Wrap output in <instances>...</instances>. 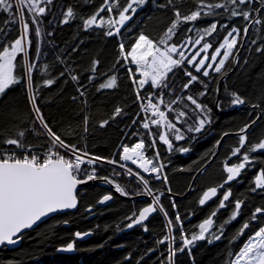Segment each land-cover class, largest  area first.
Returning <instances> with one entry per match:
<instances>
[{
    "label": "trees",
    "instance_id": "16d2710c",
    "mask_svg": "<svg viewBox=\"0 0 264 264\" xmlns=\"http://www.w3.org/2000/svg\"><path fill=\"white\" fill-rule=\"evenodd\" d=\"M103 2L104 0H52L47 5L46 15L40 18L42 22L39 25L31 24L30 18L25 15L26 22L30 23L29 39L32 43L26 45L25 52L17 54V61L14 63H18L14 74L24 77V70L29 65L35 64L36 67L32 69L31 83L22 78L16 86L0 96V141L17 138V133L24 130L26 135L23 141L32 146L33 152L46 150L50 146V138L36 119L29 101L35 95L36 106L40 108L45 122L66 143L75 144L91 155L118 161L115 165H119L122 163L120 155L123 145L130 147L141 139L146 144L151 142L149 130L142 127L141 121H145L148 116L142 111L141 105L149 93L155 92L157 101L162 94L165 104L161 106L166 115L182 129L186 137L185 140L175 141L174 134L169 133V138L173 140L176 149L183 147L189 151H169L167 145L157 137L155 148H149L146 156L154 158V163L164 165L160 179H156L155 173L141 172L133 164L127 166L140 172L148 180L147 187L152 190L154 197L159 196L160 205L167 216L158 210L142 225L128 228L130 221L126 217L138 214L141 208L151 202L147 198V190L123 169L113 164L101 163L95 165L98 176L108 177L112 183L94 180L90 186L77 192L76 210L56 213L25 231L20 246L16 248L0 247V264H169V244L179 248L182 240L179 230L174 228L169 232L168 220L172 219L175 223L178 213L190 238L191 234L198 233L199 224L218 207L219 199L230 189L231 201L244 202L237 220L226 227L220 240L212 243H208L207 239L197 241L190 251L186 249L182 253L177 252L172 261V264H229L232 259L230 253L238 251L248 236L264 224L263 215L252 222L239 240L230 243L242 224L250 219L255 208H264V190L252 191L258 171L264 169V150L251 153L250 165L242 170L236 180L229 182L224 189H218L217 197L204 206L199 205L198 201L207 188L217 187L226 179L227 173L223 171L225 162L232 165L242 159V156L237 158L231 155L232 150L239 146L240 128L256 120L247 133L248 145L264 138V54L255 51L257 46L264 45V25H255L250 29L251 35L240 53L237 55L236 52L229 57L221 73L211 72L209 77H203L187 66L193 74L200 75L203 83H195L190 90L182 91V85L187 82L188 77L184 75V67H180L174 69L173 73H168L166 82L171 91L145 85L140 90L144 99L137 100V86L132 82L129 69L137 80L141 77L136 71L137 66L131 63V58L125 61L121 56L120 44H124L125 52L130 51L141 33L158 42L174 19L173 6L161 8L159 5L166 4L167 0H148L144 6L137 8L135 14L128 13L132 15V19L120 26L119 34L109 37L106 32L115 31L113 28L109 29L107 24L102 27L93 26L88 30L83 28L82 18L96 12ZM209 2L214 3L216 0ZM123 3L124 0H121V4ZM174 6L179 7L182 14H188L196 9L197 4L196 0H174ZM257 6L264 9V4ZM68 7L73 8L75 17L65 24L62 21ZM216 11L223 12V15L208 16L194 24L180 25L177 34L168 43L179 45L189 37L194 41L200 37V30L219 21L217 33L212 37H205L214 48L226 35L227 29L222 25L243 27L244 22L239 18H230L227 10ZM101 15L107 19L110 14L105 12ZM111 15L113 19L118 17ZM9 20V14L0 11V28L7 32V35L0 34V45L3 46H8L22 31L19 23H5ZM36 27L41 31L39 37L35 34ZM188 28L193 31H187ZM256 29L262 31L257 32ZM249 39H257V45H250L247 42ZM159 46L162 48L164 45ZM94 61H99L95 65L96 71H92ZM61 72L64 73L63 76L60 75ZM72 76H77L78 79L73 81ZM112 76L116 77L117 86L99 89L100 84L107 82ZM48 79L55 82L46 85L45 81ZM205 84L207 94L200 96L199 93L205 91ZM81 92L84 94L81 95ZM230 93L238 94L245 103L240 108H234L236 105L231 104ZM187 95L194 96L198 102L212 110V122L201 133L195 134V139H189L193 134L186 131L187 124L193 123L194 115L190 112L192 119L183 118L187 120V124L175 119L185 103L190 108L194 106L186 99L172 103L177 97ZM218 103L221 105L219 109ZM169 104L173 109L170 115L166 107ZM117 107L122 109V113L113 118ZM85 116L88 117L86 132ZM105 120L109 123L101 127ZM150 128L152 131L168 132L163 126L157 130L150 124ZM225 132L229 135L224 136L217 147L216 141ZM0 147L14 149L15 146L0 144ZM60 151L62 154L65 152L64 149ZM245 151L246 148L241 149V153ZM156 152H159L158 161L155 159ZM164 176L167 177L166 182ZM116 185H120L128 193L125 196L133 198L128 199L122 194L114 193ZM105 194H111L113 199L108 205L97 206V201ZM173 202L176 204L175 208L172 207ZM90 206L91 212L87 211ZM233 209L234 203H228V207L221 209L214 217L216 223H222ZM212 231L216 229L213 228ZM76 232H90L91 236L75 241L74 254L57 252L59 246L75 240ZM166 235L174 236L175 240L159 244L158 241Z\"/></svg>",
    "mask_w": 264,
    "mask_h": 264
},
{
    "label": "snow or ice",
    "instance_id": "6c2138e0",
    "mask_svg": "<svg viewBox=\"0 0 264 264\" xmlns=\"http://www.w3.org/2000/svg\"><path fill=\"white\" fill-rule=\"evenodd\" d=\"M148 0H124L121 4V0H104L103 4L87 18L83 19V28L85 30L91 29L93 26L102 27L104 24L108 25L111 29L114 25L124 26L127 21L132 19L131 12L135 14L138 7L144 6ZM52 0H0V11L8 13L10 16L9 21L5 23H19L22 26L20 35L10 42L8 46L0 45V96H3L6 91L16 86L22 78H26L29 83L32 81V69L36 67L35 64L29 65L24 70V77H20L18 74H14L17 67V54L25 52L26 45H30L32 41L29 39L30 23L26 22L25 15L30 18L31 24L39 25L41 17L46 15L47 5H50ZM197 7L195 10L188 14H182L179 7L174 6V0H167L166 4H160L159 7L167 8L173 6L174 19L171 21L170 26L164 33V37L158 42H154L144 33H141L131 46V50L125 52V46L120 44V54L125 61L131 58V63L137 66L136 71L140 75V79L135 78V74H132V82L136 85V99H144L140 90L149 85L153 89H172L166 82L168 80V73H173L174 69L184 67V75L188 77L186 83L182 85V91L190 90V87L195 83H203L200 75L193 74V71L188 70L187 66H190L195 70V73L201 74L203 77H209L210 72L208 69H213L216 73H221V70L225 68L226 61L229 57L234 56L238 52L239 47H242L247 38L250 37V29L255 25H264V9L257 6L264 4V0H216V2H209V0H196ZM135 5V6H134ZM207 9V11H205ZM216 10H227L230 18H239L244 24L243 27L222 25L227 29L226 35L223 37L222 42L214 48L211 55H208L210 49H213V44L205 37H212L214 33L218 31L219 21L211 23L208 27L200 30L201 34L199 39L195 41L189 37L184 43L168 44V41L177 34V30L182 24H194L200 19L208 16H220L223 12ZM110 14L107 19L102 13ZM117 15V19H113L112 15ZM65 19L62 23H68L69 20L75 17V13L72 7H68L64 12ZM187 31H193L192 28H188ZM257 32L262 29H256ZM121 28L117 27L115 33L111 30L106 32V35L111 37L115 34H119ZM0 34L7 35L5 29L0 28ZM35 34L37 37L41 35L39 27L35 28ZM264 38V37H262ZM201 41H204L201 45ZM250 45H257V39H249L247 41ZM201 45V47L187 56L183 50L187 44ZM159 45H165L162 50ZM255 51L264 54V45L257 46ZM204 54L201 56V54ZM39 48L37 47V55H39ZM175 54L177 58H174ZM197 57H201L197 59ZM219 57V59H218ZM211 61V62H209ZM99 61L93 62L92 71H96L95 65ZM64 75L63 72L60 73ZM71 79L76 81L77 76H72ZM55 81L48 79L45 81L46 85H52ZM116 77H110L107 82L101 83L99 89L115 88ZM98 89V90H99ZM205 91L199 93L200 96L207 94V85H204ZM219 91V89H217ZM84 93L81 92V95ZM156 93H149L147 97V104H142V111L151 110L152 117H158V119L149 118L142 123V127L148 131V135L152 137L151 142L147 143L141 139L131 147L127 145L122 146V153L120 155V161H130L133 165H137L143 172L155 173L156 179H160L162 173L163 164L154 163V158L146 156V152L149 148H155L157 144V137L160 142L167 145L169 151L188 152V148L176 149L173 140L169 138V133L174 134L175 141L185 140V134L181 128L176 126L166 115V112L161 110L160 105H164L165 101L161 94L158 102L154 103L153 98L156 97ZM232 96V105H242L245 100L242 99L236 93H230ZM181 99H186L190 102L194 108H190L189 104L185 103L182 110H179L175 119L177 121H183L187 124V120L183 118L190 116V112L194 115L192 124H187L186 131L193 135L189 139H195V134L201 133L206 125L212 122L211 109L207 105H203L192 96L177 97L172 103L175 104ZM30 103L33 106L36 119L39 120L45 134L50 138V146L44 152L43 159L38 153L32 151V146L26 145L23 138L26 135V131L22 130L17 133V138H7L0 141V144L15 146L14 149H8L6 147H0V246L3 245H15L22 239V233L24 230L31 229L42 218L47 217L49 214L56 213L63 210H70L77 208V186L86 184L89 181L97 179L104 180L106 183L111 184L112 181L108 177H101L97 174V168L95 165L101 163L116 164L118 161L108 159L106 157L91 155L86 151L78 148L75 144L66 143L56 132L52 130L48 123L45 122L41 110L36 106V96L33 95L29 98ZM168 114L173 112L171 105H166ZM221 105L218 103L217 108ZM122 109L120 107L115 108L113 118L121 115ZM259 119V117H257ZM150 120V123H149ZM88 123V117L84 118V131L86 132ZM109 123L105 120L101 123V127H104ZM135 124L136 121L134 120ZM256 123V120H252L250 123L245 124L239 129L238 147L234 148L231 155L237 158H241L239 163L229 166L225 162L223 171L227 173L226 179L217 187H210L205 191L202 197L199 199V205L204 206L206 202L212 198L218 196V189H224L225 185L229 182L236 180L241 175L242 170L249 166L250 154L260 150H264V138L259 142L248 145L247 133L249 129ZM150 124L154 125L156 129H160L164 126L168 129V132L152 131ZM33 131V129H28ZM36 134V133H34ZM229 135L225 132L220 140L216 141V146H220L221 140L224 136ZM246 151L241 153V149ZM16 149L21 150L22 155L17 154ZM60 149H64L62 154ZM159 152H156L155 159L158 161ZM231 159V157H229ZM89 166H93L89 168ZM121 168H126L125 164H120ZM126 174L130 177L138 178L140 182L145 186L147 194L152 195V190L147 187L148 180L140 174V172H133V169L128 167ZM164 181H167V177L164 176ZM257 189L264 190V169L255 177V187L252 191ZM116 192L122 195H128L120 185H116ZM169 191H171L169 189ZM232 192L229 189L224 192L219 204L210 215L199 224L198 233L190 235L186 234L183 221L180 215L177 213L175 216V223L172 219L168 220L167 227L169 232L175 228L181 233L182 246L174 248L171 244L168 247V261L172 264L173 258L177 252H184L186 249L190 251L197 241L208 240V243L218 241L224 235V231L233 221L237 220L240 215L243 201L230 200ZM113 199L110 194H105L101 199L97 201L98 204H105ZM228 203H234V209L230 216L226 218L222 223L217 224L214 217L217 216L221 209L228 207ZM172 207L175 208L176 204L173 202ZM163 212L164 209L160 205L159 196L153 197V202L143 207L138 215L133 213L132 216L126 217L130 223L127 224L128 228H132L135 225H142L149 216L157 211ZM91 212V206L87 209ZM167 216V213H164ZM264 214V208L257 207L252 212L248 221H245L238 231L232 237L230 243H234L239 240L244 234L245 230L249 229L252 222L257 221L259 216ZM66 224L67 221H64ZM215 228L216 231H212ZM147 231V228H145ZM90 233L76 232L75 238L79 239L89 235ZM210 237V238H209ZM169 240H175L174 236H164L158 241L159 244H165ZM75 241H71L66 244L61 250L72 251L74 249ZM154 251V250H150ZM232 259L229 264H264V225L258 227L240 246L239 250L235 253H230Z\"/></svg>",
    "mask_w": 264,
    "mask_h": 264
},
{
    "label": "water",
    "instance_id": "95a60500",
    "mask_svg": "<svg viewBox=\"0 0 264 264\" xmlns=\"http://www.w3.org/2000/svg\"><path fill=\"white\" fill-rule=\"evenodd\" d=\"M245 44V43H244ZM244 46V45H243ZM242 46V47H243ZM242 47H240L239 48V50H238V52H237V55L240 53V51H241V49H242ZM241 107V105H236L234 108H240ZM229 166H231V165H229ZM261 171V170H260ZM260 171H258V174L260 173ZM257 174V175H258ZM138 179V178H137ZM139 180V179H138ZM91 185V181H89L88 183H86V184H81V185H78L77 186V190H76V195H77V192H78V190L79 189H82V188H85V187H88V186H90ZM192 185V184H191ZM209 188H207L205 191H207ZM204 191V192H205ZM203 195V194H202ZM147 197H149L150 199H152V201H151V203L153 202V194L151 195V196H149V195H147ZM202 197V196H201ZM126 198H131V197H126ZM101 199V198H100ZM111 202V200L110 201H108V202H106L105 204H98L97 203V206H105V205H107V204H109ZM77 207H78V199H77ZM77 209V208H76ZM76 209H70V210H76ZM142 209V208H141ZM140 209V210H141ZM139 210V211H140ZM65 211H67V210H63V211H59V212H56V213H63V212H65ZM56 213H52V214H49L47 217H44V218H42V220L41 221H39V222H37V224L36 225H34L32 228H34V227H36L37 225H39L40 223H42V222H44V221H46L47 219H49L50 217H52L53 215H55ZM139 213V212H138ZM154 214V213H153ZM153 214H151L150 216H149V218L153 215ZM138 215V214H137ZM148 218V219H149ZM147 219V220H148ZM145 222V221H144ZM143 222V223H144ZM31 228V229H32ZM27 230H30V229H27ZM27 230H24L23 231V233L25 232V231H27ZM22 233V234H23ZM88 233H90V232H88ZM89 236H91V233L89 234V235H87V236H85V237H82V238H79V239H77V238H75V240L74 241H76V240H85L87 237H89ZM20 244H21V240H20V242H18L17 244H15V245H6L8 248H16V247H18V246H20ZM4 246V245H3ZM66 246V245H65ZM0 247H2V246H0ZM64 246H60V247H58V249H57V252H59V253H65V254H74L75 253V245H74V249L72 250V251H63V250H61L62 248H63Z\"/></svg>",
    "mask_w": 264,
    "mask_h": 264
},
{
    "label": "rangeland",
    "instance_id": "374dc122",
    "mask_svg": "<svg viewBox=\"0 0 264 264\" xmlns=\"http://www.w3.org/2000/svg\"><path fill=\"white\" fill-rule=\"evenodd\" d=\"M135 6V5H134ZM114 19H117L118 20V17L117 18H114ZM121 25H119V24H117V25H114L112 28H113V30L115 31V29L117 28V27H120ZM199 39V38H198ZM223 40V39H222ZM222 40L220 41V42H222ZM195 41V40H194ZM203 42L204 41H201V45L203 44ZM219 42V43H220ZM218 43V44H219ZM169 45H171L170 43H168ZM218 44H217V46H218ZM201 45H193V44H191V43H189V44H187V46L183 49L184 51H185V54L187 55V56H190L191 54H193L194 52H196L200 47H201ZM164 47H165V45L161 48L162 50L164 49ZM215 48V47H214ZM214 48L211 50H209V52H208V55H211L212 54V52L214 51ZM204 54L202 53L201 54V56H203ZM173 56H174V58H179V57H177L175 54H173ZM199 58H201V57H197V59H199ZM218 59H219V57H218ZM209 62H211V61H209ZM208 71L211 73V72H215L213 69H208ZM148 97V96H147ZM145 101H147V99H146V97H145ZM154 102L155 103H157L158 101L157 100H154ZM146 104V103H145ZM149 118H152V116H149L148 118H147V120L149 119ZM131 163V162H130ZM120 165V164H119ZM136 167H137V165H135ZM140 170H142V169H140ZM143 171V170H142Z\"/></svg>",
    "mask_w": 264,
    "mask_h": 264
},
{
    "label": "built area",
    "instance_id": "2783aa9c",
    "mask_svg": "<svg viewBox=\"0 0 264 264\" xmlns=\"http://www.w3.org/2000/svg\"><path fill=\"white\" fill-rule=\"evenodd\" d=\"M146 99H147V97H146ZM153 102H154V99H153ZM147 104V101H145L144 102V104ZM155 103V102H154ZM161 108V110H163L164 111V109L162 108V107H160ZM146 113H148V115H150V116H152L151 115V110H148V111H145ZM10 149H12V148H10ZM16 151H17V154H20V155H22L23 153L21 152V150H17L16 149ZM46 151V150H45ZM45 151H39V152H36V153H38L40 156H41V159H43V155H44V152ZM91 167H93V166H89V168H91Z\"/></svg>",
    "mask_w": 264,
    "mask_h": 264
},
{
    "label": "bare ground",
    "instance_id": "6f19581e",
    "mask_svg": "<svg viewBox=\"0 0 264 264\" xmlns=\"http://www.w3.org/2000/svg\"><path fill=\"white\" fill-rule=\"evenodd\" d=\"M145 112V111H144ZM146 117H147V115H146ZM142 123L144 122V121H141ZM165 132V131H164ZM135 144V143H134ZM131 147V146H130ZM47 150V149H46ZM120 150V149H119ZM43 151H45V150H43ZM36 153V152H35ZM128 162H130V161H128ZM128 165V164H127ZM126 165V166H127ZM134 166V165H133ZM127 168H128V166L126 167V168H123V169H125L126 171H127ZM136 168H138V167H136ZM138 170H140L139 168H138ZM141 172H143L142 170H140ZM133 172H136V171H133ZM144 173V172H143ZM141 184H142V182H140ZM143 185V184H142ZM144 186V185H143ZM145 190V189H144ZM111 195V194H110ZM147 195V194H146ZM125 196V195H124ZM102 198V197H101ZM149 199V198H148ZM150 200V199H149ZM151 201V200H150ZM149 201V202H150ZM108 205V204H107ZM263 215V214H262ZM75 245V244H74ZM4 246H6V245H4ZM7 247V246H6ZM60 247V246H59Z\"/></svg>",
    "mask_w": 264,
    "mask_h": 264
},
{
    "label": "flooded vegetation",
    "instance_id": "af4514ba",
    "mask_svg": "<svg viewBox=\"0 0 264 264\" xmlns=\"http://www.w3.org/2000/svg\"><path fill=\"white\" fill-rule=\"evenodd\" d=\"M144 173H145V172H144ZM148 173H151V172H148ZM93 182H94V181H91V184H92ZM79 190H82V189H79ZM79 190H78V191H79ZM114 193H116V194H121V193H119V192H116L115 189H114ZM122 196H123V197H129V196H124V195H122ZM132 198H133V197H131V198H129V199H132ZM147 198H149V197H147ZM149 199H150V198H149ZM150 200L152 201V199H150ZM150 203H151V202H150ZM150 203H149V204H150ZM263 215H264V214H263ZM263 215H260L259 218H260L261 216H263Z\"/></svg>",
    "mask_w": 264,
    "mask_h": 264
}]
</instances>
